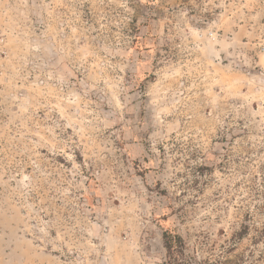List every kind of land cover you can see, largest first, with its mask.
I'll return each instance as SVG.
<instances>
[{"label":"rangeland","instance_id":"rangeland-1","mask_svg":"<svg viewBox=\"0 0 264 264\" xmlns=\"http://www.w3.org/2000/svg\"><path fill=\"white\" fill-rule=\"evenodd\" d=\"M264 264V0H0V264Z\"/></svg>","mask_w":264,"mask_h":264},{"label":"trees","instance_id":"trees-1","mask_svg":"<svg viewBox=\"0 0 264 264\" xmlns=\"http://www.w3.org/2000/svg\"><path fill=\"white\" fill-rule=\"evenodd\" d=\"M163 245L167 253L166 264H179L183 262L185 252V242L178 234H173L167 230L162 233Z\"/></svg>","mask_w":264,"mask_h":264}]
</instances>
